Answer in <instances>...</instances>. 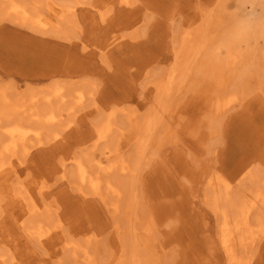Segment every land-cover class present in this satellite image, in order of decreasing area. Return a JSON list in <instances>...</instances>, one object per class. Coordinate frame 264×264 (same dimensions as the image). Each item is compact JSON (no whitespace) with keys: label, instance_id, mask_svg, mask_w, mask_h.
<instances>
[{"label":"rangeland","instance_id":"1","mask_svg":"<svg viewBox=\"0 0 264 264\" xmlns=\"http://www.w3.org/2000/svg\"><path fill=\"white\" fill-rule=\"evenodd\" d=\"M127 1L53 0V5L65 13L75 8V16L68 15L61 31L56 26L31 28L0 13L1 90L19 106L30 104L33 95L43 98L56 87L64 92L50 102L45 99L31 105L29 111H21V117L12 111L10 117L1 120V140L7 136L4 126L17 121L41 134L29 133V153L13 157L14 167L0 174V264H75L80 258L79 264H87L85 251L81 257L73 256L79 251L71 249L74 243L88 248L96 260L89 264H131L127 252L122 254V263L114 249L120 248V243L121 248L126 247L132 238L143 239L139 253L142 264H234L221 244V217L206 203V189L211 202H217L215 207L220 205L222 210L232 204L236 211V205L247 195L264 194V40L253 41L251 51L230 48L237 51L229 53L222 49L216 56L213 49L229 23L226 10L237 7L235 0ZM26 2L41 5L40 11L53 23L57 19L44 5L45 0ZM207 27L211 34L200 37L204 33L197 30L205 32ZM187 30L194 35L193 44L205 42L202 53L187 52ZM208 52L214 53L210 54L213 57ZM206 55L220 67L225 65L220 77L215 73L204 76L206 72L200 67ZM232 58L238 62L233 63ZM221 79L227 82L221 85ZM79 92L85 93L82 103ZM230 94L236 97L229 102L231 107L215 112V104L228 101ZM17 97L22 99L14 101ZM34 110L44 118L55 113L57 120L52 124L35 121L30 114ZM108 120L111 127L104 140L100 135ZM147 120L158 122L153 136L138 133L139 124ZM140 138H145L144 143H138ZM107 149L113 151L112 156L105 155ZM116 160H124L132 173L123 177L101 173L102 196L79 180V162L110 165ZM250 171L258 180L247 177ZM217 173L232 181L228 198H215L212 188L207 187ZM114 177L116 182L119 178L129 182L127 196L137 201L139 219L133 233L131 211L125 203L119 211L110 212L106 206L119 199L106 189L107 181L116 183ZM228 199L234 203L228 204ZM255 212L247 226L254 231L260 218ZM233 213L236 216L239 210ZM150 214L155 223L152 230L142 225ZM35 221L43 226L41 242L30 236ZM118 225L121 239L115 229ZM242 228L245 232V226ZM263 239L236 245L245 263L254 260L253 264H264L260 256H264Z\"/></svg>","mask_w":264,"mask_h":264},{"label":"bare ground","instance_id":"2","mask_svg":"<svg viewBox=\"0 0 264 264\" xmlns=\"http://www.w3.org/2000/svg\"><path fill=\"white\" fill-rule=\"evenodd\" d=\"M40 1V0H39ZM53 0H45V6H47L48 8H50L51 10H53L54 11V14H55V16H58L57 17V19L55 20V22L53 23V21H52V19L51 18H48V17H45V15L42 13V11H40V9H39V7L38 6H41V5H39L38 3H36L35 2V4H34V6H31L29 3H27L26 2V0L25 1H19V0H0V13H2V16H4V17H6V18H9V19H11L12 21H14V22H16V23H21V24H23V25H25V26H28V27H31V28H42V29H45V28H50V27H54V26H56L57 28V30H59V31H61L62 29H63V24L65 23V22H68L69 20H67V19H69L68 17V15L70 14L72 17L73 16H75V8H73V7H71L72 9L70 10V8H68L69 10H68V13H65V12H63V10L61 9H58L57 7H55L54 5H53V2H52ZM122 2H125V1H127V0H121ZM127 2H129V0L127 1ZM39 3H41V2H39ZM59 4H60V2H59ZM231 6H233L232 5V3H231ZM211 11V10H210ZM187 12V11H186ZM215 12H217V11H215ZM219 12V11H218ZM207 13V12H206ZM225 13V12H224ZM227 14V13H226ZM204 15H205V13H204ZM209 15V14H208ZM70 16V17H71ZM192 16V15H191ZM216 16V15H215ZM221 16H222V14H221ZM228 16V15H227ZM211 18V17H210ZM222 18H223V16H222ZM197 18H195V20H196ZM194 20V19H193ZM208 20V19H207ZM56 21H58V24L56 25L55 23H56ZM211 21V20H210ZM214 21V20H213ZM70 22H71V20H70ZM187 22H188V20H187ZM200 22V21H199ZM206 22V21H205ZM216 22H218V21H216ZM220 22V21H219ZM218 22V23H219ZM207 23H208V21H207ZM211 23V22H210ZM71 24H72V22H71ZM225 24V23H224ZM68 25H70V23H68ZM197 25V24H196ZM195 25V26H196ZM203 25H204V23H203ZM211 25V24H210ZM187 26V25H186ZM198 26V25H197ZM205 26V25H204ZM199 27V26H198ZM203 27V26H202ZM215 27V26H214ZM189 28H190V25H189ZM211 28V27H210ZM213 28V27H212ZM192 29V28H191ZM205 32H201V29L199 30H197V33H204V34H202V35H199L200 37L201 36H207V35H210L211 34V31L209 30V27H207L205 30H204ZM210 31V32H209ZM185 32H186V30H185ZM209 32V33H208ZM193 37H194V35L191 33V32H189L188 30H187V34H186V36H185V38H184V42H185V44H187L186 45V50H187V52H195L196 54H198V53H202L203 51L201 50V49H203L204 50V46H205V42L203 43V41L201 42V43H199V42H197L196 44H193L194 42H192V39H193ZM203 38V37H202ZM206 38V37H205ZM213 39H215V38H213ZM195 40V39H194ZM203 40V39H202ZM259 42V41H258ZM199 43V44H198ZM216 44H218V43H216ZM259 44V43H258ZM257 44V45H258ZM191 45V46H190ZM262 46V45H261ZM215 48V47H214ZM183 50V49H182ZM214 50V49H213ZM228 50V52L229 53H233V52H235V51H237V50H234L233 52H231L230 50V48L229 49H227ZM254 51V50H253ZM242 53V52H241ZM205 54V53H204ZM208 54H209V56L210 57H213V56H211L212 54L214 55V53H211V52H208ZM211 54V55H210ZM208 56V57H209ZM217 56V55H216ZM197 57V56H196ZM205 58V61H204V59H203V62L204 63H200L201 64V70H204V72H206V73H204L205 75L204 76H209V73H215V75H217L218 77H220V71H221V67H225V65H223V66H221L220 67V65L221 64H218V63H216L215 61H212V60H209V59H207L208 57H207V55L206 56H204ZM207 57V58H206ZM209 57V58H210ZM215 57V56H214ZM217 57H219V56H217ZM242 57V56H241ZM200 59V58H199ZM233 59V58H232ZM263 59V58H262ZM220 60V59H219ZM227 60V59H226ZM226 60H224L225 62H227ZM230 60V59H229ZM241 60H242V58H241ZM199 61V60H198ZM231 61V60H230ZM233 63L234 62H238V59H236V58H234L233 60ZM224 62V63H225ZM229 62V61H228ZM236 62V63H237ZM243 62V61H242ZM235 63V64H236ZM230 64H231V62H230ZM229 64V65H230ZM175 65V64H174ZM183 65V64H182ZM188 66V65H187ZM232 66V65H231ZM238 66V65H237ZM246 67V66H245ZM236 68V67H235ZM234 69V68H233ZM236 71V70H235ZM174 72V68H173V71H172V73ZM176 73V72H175ZM179 73V72H178ZM232 73V72H231ZM257 73V72H256ZM201 74V73H200ZM173 75V74H172ZM186 75V74H185ZM171 76V75H170ZM203 76V75H202ZM201 76V79L203 78ZM214 76V75H213ZM237 77H238V75H237ZM169 78V77H168ZM185 78V77H184ZM204 79V78H203ZM220 79V78H219ZM235 79V78H234ZM169 80V79H168ZM187 80V79H186ZM222 80V79H221ZM223 81V83H220V82H216L217 84H221V85H223L224 84V82H225V79H223L222 80ZM227 82V81H226ZM225 82V83H226ZM244 82V81H243ZM168 83V82H167ZM197 83V82H196ZM252 83H253V81H252ZM163 84H164V82H163ZM162 84V85H163ZM166 84V83H165ZM161 85V86H162ZM55 86V85H54ZM208 86V85H207ZM226 87L228 86V84L227 85H225ZM163 87V86H162ZM222 87V86H221ZM225 87V88H226ZM231 87V86H230ZM205 88V87H204ZM34 89V88H33ZM216 89H218V87H216ZM157 90V89H156ZM168 90H170L169 88H168ZM220 90V89H219ZM225 90V89H224ZM204 91V90H203ZM230 91V90H229ZM72 92V91H71ZM211 92V91H210ZM64 92L61 90V88H59V87H56V88H54L53 89V91L52 92H49V93H45L44 95H43V98L42 97H38V94H36V95H33L32 97H30V104H26L25 102H24V104H20V106H19V104H16L15 102H13V99L9 96V94L6 92V91H4L3 89L1 90V88H0V126H1V120L2 119H4L5 120V118L6 117H10L11 116V113H12V111H14V112H16L17 113V115L19 116V117H21V111H22V113L23 112H26V111H29L28 109H31L32 107H31V105H33V104H38L40 101H42V100H47V101H49L50 102V98H52L53 96H62V94H63ZM170 93V92H169ZM90 94V93H89ZM80 97H79V99H78V101L80 102V103H82L83 101H84V98H85V93L84 92H79V94H78ZM77 95V96H78ZM169 95V94H168ZM167 95V96H168ZM204 95V94H203ZM206 95V94H205ZM22 96V95H21ZM207 96V95H206ZM230 96H231V98H228V101H221L222 103H218V102H216V103H218V104H215L216 105V111L215 112H223L224 111V109L226 110V109H229V107H231L230 105H228L229 104V102H232L233 103V101H235V99H236V97L234 96V95H232V94H230ZM23 97V96H22ZM169 97V96H168ZM78 98V97H77ZM171 98V97H170ZM22 98H20V97H17V99L16 100H14V101H19V100H21ZM24 99V98H23ZM165 100V99H164ZM223 100H225V99H223ZM217 101V100H216ZM219 101V100H218ZM64 102V101H63ZM162 102V101H161ZM28 103V102H27ZM43 103V102H42ZM39 105V104H38ZM186 105H187V103H186ZM225 105V106H224ZM177 107V106H176ZM180 107V106H179ZM179 107H178V109H179ZM161 108H162V106H161ZM43 109V108H42ZM41 109V110H42ZM47 109H50V108H48L47 107ZM167 109H169V107L167 108ZM33 110V109H32ZM35 110H37L36 108H35ZM33 111L32 113L30 112V114H33L35 117H36V120L35 121H44L45 123H47V124H52V123H55V121L57 120L55 117V113H52V114H50V115H48L46 118H44L43 116L44 115H42V114H44V113H41V115L42 116H40V115H38L37 113H35L36 111ZM56 110V109H55ZM72 111V110H71ZM168 111V110H167ZM13 112V113H14ZM42 112H43V110H42ZM47 112H48V110H47ZM40 113V112H39ZM49 113V112H48ZM111 113V112H110ZM177 113V112H176ZM176 113H174V114H176ZM59 114V113H58ZM57 114V115H58ZM131 114V113H130ZM220 114V113H219ZM14 115V114H13ZM23 115V114H22ZM181 115V114H180ZM184 115V114H183ZM221 115V114H220ZM131 116H132V114H131ZM151 116V115H150ZM172 116V115H171ZM14 117H15V115H14ZM173 117V116H172ZM17 118V117H16ZM22 119V118H21ZM43 119V120H42ZM61 119V118H60ZM133 119V118H132ZM152 120V119H151ZM61 121V120H60ZM59 122V121H58ZM57 122V123H58ZM106 123V122H105ZM204 124V123H203ZM205 124H207V123H205ZM213 124H215V123H213ZM32 125V124H31ZM171 126V125H170ZM47 127H49V126H47ZM47 127L45 128V130L47 129ZM110 127H111V123H110V120H108V123H106L105 125H104V127H103V130L101 131V135H100V138L101 139H106V136L108 135V133H109V131H110ZM156 127H158V122H157V120L156 121H153V122H151V121H143V122H141L140 124H139V126L137 127L138 128V133L139 134H147V136H153L154 135V133L155 132H153V131H155L156 130ZM203 127V126H202ZM201 127V128H202ZM205 127V126H204ZM168 130H169V128H167ZM4 131H5V134L7 135L6 136V139L4 138V140H1L0 139V174H2L3 172H7L8 170H10V169H12L13 167H14V163H13V161H12V158L13 157H18L19 156V154H22V155H24V156H26L28 153H29V151H28V147H29V144L27 143V137H28V135H30L29 133H31V132H34L35 134H37V135H40L41 134V131L39 130V131H36L37 129H31L30 127L28 128V127H24V124L22 123V121H17V123H15V124H13V125H6V126H4V129H3ZM53 131V130H52ZM197 131V130H196ZM201 131V130H200ZM215 131V130H214ZM135 132V131H134ZM171 132V131H170ZM173 132V131H172ZM195 132V131H194ZM43 133V132H42ZM56 133V132H55ZM189 133H191L190 131H189ZM200 133V132H199ZM45 134V133H44ZM131 134V133H130ZM167 134H168V132L166 133V136H167ZM192 134V133H191ZM169 135V134H168ZM171 135V134H170ZM190 135V134H189ZM208 135V134H207ZM32 136V135H31ZM30 136V137H31ZM131 136V135H130ZM33 137V136H32ZM41 137V136H40ZM58 137V136H57ZM125 137H126V135H125ZM125 137H123V139H125ZM134 137V136H133ZM198 138H199V136H197ZM202 137H204V135L202 136ZM34 138V137H33ZM35 138H37V137H35ZM130 138V137H129ZM194 138V137H193ZM121 139H122V137H121ZM169 139V138H168ZM197 139V138H196ZM207 139V138H206ZM53 140V139H52ZM120 140V139H119ZM144 140H145V138H140L139 139V144H140V142H142V143H144ZM149 140V139H148ZM148 140H146V142L148 141ZM151 140V139H150ZM171 140V139H170ZM201 140H202V138H201ZM123 142V141H122ZM202 142V141H201ZM28 145H27V144ZM30 143V142H29ZM150 143V142H149ZM203 143H206V142H203ZM26 145H27V147H26ZM123 145H125V144H123ZM143 145V144H142ZM141 145V146H142ZM201 145H202V143H201ZM204 145V144H203ZM206 146V145H205ZM21 147V148H20ZM123 147H125V146H123ZM30 148V147H29ZM118 148V147H117ZM117 150V149H116ZM146 151V150H145ZM88 152V151H87ZM112 153H113V151L110 149V150H108L107 149V151H105V155L106 154H108V155H111L112 156ZM194 153V152H193ZM142 154V153H141ZM140 156V155H139ZM93 157V156H92ZM18 159V158H17ZM90 159V158H89ZM93 161H94V157H93ZM95 161H96V159H95ZM129 163V162H128ZM23 164H24V162H23ZM76 164V163H75ZM79 164V166L78 165H76V166H78L79 168H78V170H77V173H78V175H79V180H81V183L84 185V184H86V185H89L91 188H93L94 189V191L95 192H97L98 194H100V196H102V181H101V173H109L110 175L112 174V173H114L115 174V176H116V174H117V176L118 177H120V176H122L123 177V175L124 174H129V173H132L131 172V170H132V167L131 166H129L126 162H124V160H116V163H113V164H110V165H105L103 162H98L97 161V163H94L93 164V162H90V165H84V164H82L81 162H79L78 163ZM20 166H22V165H20ZM90 169H92V170H96L94 173H92L91 171H90ZM249 170H251V169H249ZM14 171V170H13ZM103 171V172H102ZM262 171V170H261ZM98 172V173H97ZM253 173V174H252ZM256 173V172H255ZM108 174V175H109ZM4 175V174H3ZM109 175V176H110ZM258 175V174H257ZM255 175H254V171L252 172V171H250V172H248V174H247V177L248 178H250V179H253V180H258V179H255V177H254ZM263 178V177H262ZM113 180H115V177L113 178ZM34 181H35V179H34ZM114 182H116V180L114 181ZM232 182V181H231ZM230 181H228V180H226L225 179V176L223 175V174H220V173H217L216 175H214L212 178H210L209 179V182H208V184H207V187H211L212 188V190L211 191H213V193H214V195H215V198H216V196H217V198L220 200L221 199V197L223 198H225V196H226V198H228V195H227V192L228 191H233V190H231L232 189V183H231ZM250 182H252V180H250ZM257 183H259L258 181H256ZM128 181H126V179L125 178H122V179H120L119 178V180L116 182V183H113V182H111V181H107V193H109L110 195H112V196H117V197H119V199H117L115 202H113V203H107V205L106 206H108L107 208H108V210L110 211V212H112L113 210L114 211H119V209H120V207H121V205H122V203H125V206H126V208L129 210V211H131V213H130V230L132 231V233L134 232V231H137V228L135 227V224L138 222V213H137V210L135 209L136 207H137V205L138 204H136L137 203V201L133 198H128V197H130L129 195L127 196V194H129V192H130V186L128 185ZM20 184V183H19ZM116 184H118V185H116ZM261 184V183H260ZM44 186V185H43ZM42 186V187H43ZM122 186V188H125V190H123V189H121L120 187ZM233 186H234V184H233ZM253 186V185H252ZM260 186V185H259ZM19 187V186H18ZM41 187V186H40ZM256 185H255V188H254V190H256ZM24 187H23V184H22V189H23ZM44 188V187H43ZM252 188V189H253ZM260 188V187H259ZM90 189V188H89ZM17 190V189H16ZM42 191V190H41ZM79 191H81V189L79 190ZM126 193H125V192ZM82 192H83V190H82ZM93 192V191H92ZM21 193V192H20ZM88 193V192H87ZM206 193H207V195H206V203L207 204H209V206L210 205H212V206H214V211H216L217 212V214H218V216H219V218L221 217V223H220V229H221V244H222V246H223V249L225 250V253H226V255H228V258L230 259V261L232 262V263H234V264H253L252 262L254 261V260H252V261H249L248 263H245L244 261L245 260H243V254L242 255H239L238 253H237V250H236V245L238 244V243H242V242H249L250 244H253L255 241H258L259 239H263V237H264V216L263 215H260V214H262L263 212H262V210L264 211V194H263V192L262 191H260V192H258V193H251V195H247L248 196V198H246V199H244L240 204H238V205H236V211L238 212V210H239V213H238V215H236L235 216V209H233V208H235V206L233 207L232 206V204L231 203H234V202H232V201H230V200H232V199H228V204H231V207H233V208H229V207H224V205H225V203H224V205H223V207H224V209L222 210V209H220V205H219V207L217 208V207H215V205H217V202H211V200H210V196H211V194H210V192H209V189L207 188L206 189ZM222 193H224V194H222ZM82 194V193H81ZM93 194V193H92ZM136 194V193H135ZM246 194H247V192H246ZM130 195H131V193H130ZM213 195V194H212ZM231 195H233V192L231 193ZM244 195V194H243ZM31 196V195H30ZM30 196H29V198H30ZM93 196H95V195H93ZM120 196H123V197H121L120 198ZM127 197V199H126V201L127 202H123V201H120L121 199L123 200L124 199V197ZM235 196V195H234ZM106 198V196L104 195L102 198ZM230 197V196H229ZM239 197V196H238ZM33 198V197H32ZM138 198V197H137ZM212 198H213V196H212ZM230 198H232V196L230 197ZM129 199V200H128ZM240 199V198H239ZM25 200V199H24ZM23 200V201H24ZM131 200H135L134 202H135V204L134 205H130V202H131ZM225 200H227V199H225ZM224 200V201H225ZM235 199H233V201H234ZM30 201V200H29ZM139 201V200H138ZM223 201V202H224ZM31 202V201H30ZM37 202V201H36ZM219 202L220 201H218V204H219ZM139 203V202H138ZM227 203V202H226ZM31 204V203H30ZM131 204H133V203H131ZM263 205V206H262ZM40 206V205H39ZM229 206V205H228ZM263 208H262V207ZM132 207V208H131ZM134 207V208H133ZM45 208V207H44ZM26 209H28V207L26 208ZM33 209V208H32ZM49 210V209H48ZM26 211V210H25ZM33 212H35V213H37V212H39L38 211V209H33L32 210ZM42 211V210H41ZM253 211V212H252ZM255 211H257V213H258V216L260 217L259 219L258 218H256V219H258L256 222H257V224H256V227L255 228H257L256 229V231H254V230H252L250 227H247L248 225H250L249 224V222H248V220L250 221V219L249 218H251L250 217V214L251 213H254ZM258 211H260V213L258 212ZM234 212V213H233ZM32 213V212H31ZM116 213V212H115ZM232 213L234 214V216L232 215ZM56 214V213H55ZM117 214V213H116ZM34 214H32V216H33ZM42 215V214H41ZM254 216L256 215L257 216V214H256V212H255V214H253ZM149 216V215H148ZM150 216H151V214H150ZM252 216V215H251ZM30 217H31V215H30ZM42 218V217H41ZM45 218V217H44ZM60 218V217H59ZM255 218V217H254ZM16 219V218H15ZM24 219V218H23ZM22 219V220H23ZM47 221V220H46ZM58 221H59V219H58ZM153 221V217L151 216L150 218H148L147 220H146V222H144V223H142V225L143 224H145V226H144V228L146 227V229L148 228V230H152V228L155 226L154 224L155 223H153L152 222ZM36 222V221H35ZM21 223H23V222H21ZM34 223V222H33ZM33 223H31V224H33ZM27 224V223H26ZM51 224H52V222H51ZM29 225V224H28ZM54 225V224H53ZM64 225V224H63ZM26 226V225H25ZM243 226H245V232H243ZM31 227V226H30ZM41 227H43L42 226V223H41V221H37L35 224H34V226H33V228L32 229H30L29 230V232H30V236L31 237H34V238H37V240L39 241V242H41V240H43V234L44 233H42V231L40 230V228ZM59 227V226H58ZM48 229H49V227H47ZM60 228V227H59ZM27 229V228H26ZM58 229V228H57ZM80 229V228H79ZM86 229V228H85ZM88 229H90V228H88ZM116 230H117V234L119 235V233H120V228H119V225L115 228ZM154 229V228H153ZM52 230H54V229H52ZM60 232L62 231V229L61 230H59ZM75 231V230H74ZM83 231V230H82ZM28 232V233H29ZM64 232V231H63ZM86 232V231H85ZM148 232V231H147ZM146 232V233H147ZM75 233V232H74ZM79 233H81V232H79ZM66 234V233H65ZM64 235V234H63ZM73 235V234H72ZM117 235V236H118ZM65 236V235H64ZM63 236V237H64ZM79 236V235H78ZM88 236V235H87ZM90 236V235H89ZM92 236V235H91ZM90 236V238L92 239L93 237H91ZM117 236H115L116 238H117ZM120 236V238L119 239H121V235H119ZM67 237V236H66ZM65 237V238H66ZM140 237V236H139ZM53 238V237H52ZM48 239V238H47ZM119 239H117V240H119ZM49 240V239H48ZM68 240H69V237H68ZM143 239H139V238H135V239H131V241L130 242H127V246L125 247V246H123V248H121V243L119 244V246H120V248H116V249H114L116 252H115V254L117 255V260H118V258H120L119 260H121L120 262H122L123 260V258H121V257H123V256H125L126 255V253L125 252H127L128 254V256H129V259H130V261H131V264H142V259H141V255L139 254L140 253V248L141 247H143V241H142ZM264 240V239H263ZM28 241H30V239L28 240ZM87 241V240H86ZM120 241V240H119ZM32 242L33 241H31V244H32ZM90 242V241H89ZM88 242V243H89ZM56 243V242H55ZM86 244V243H85ZM29 245V244H28ZM35 246H36V244H34ZM73 245V244H72ZM252 246V245H251ZM31 247H32V245H31ZM41 247V246H40ZM51 247V246H50ZM29 248V247H28ZM27 248V249H28ZM44 248V247H43ZM58 248V247H57ZM264 248V247H263ZM38 249V248H37ZM70 249V248H69ZM71 249H78L79 251H81V252H79V251H77V250H75L76 251V253L77 252H79L80 253V255L77 253H75V254H73V256L75 255V258L77 257V255H78V257L80 256L81 257V253H82V251H83V253H84V251H85V256H86V258L84 259V261L87 263V264H89V263H95V261L96 260H94V258L91 256V255H89L88 254V248L85 246V247H82V246H80L79 244H77V243H74V245L73 246H71ZM70 249V250H71ZM6 250V249H5ZM42 250V249H41ZM50 250V249H49ZM57 250V249H56ZM62 250V249H61ZM60 251V250H59ZM113 251V250H112ZM263 251V250H262ZM29 252V251H28ZM39 252V251H38ZM13 253V252H12ZM35 253V252H34ZM54 253V252H53ZM1 254H3V252L1 253ZM36 254V253H35ZM43 254H45V253H43ZM51 254V253H50ZM63 254V253H62ZM112 254V253H111ZM122 254H123V256H122ZM13 255V254H12ZM26 255V254H25ZM40 256V255H39ZM44 256V255H43ZM84 256V255H83ZM252 255H250V257H251ZM261 257H264L263 255H260ZM37 257V256H36ZM56 257V256H55ZM65 257V256H64ZM1 258H2V255H1ZM22 258V257H21ZM20 258V259H21ZM33 258V257H32ZM35 258V257H34ZM47 258H48V256H47ZM53 258V257H52ZM17 259V258H16ZM29 259H30V257H29ZM29 259H28V263H30L29 262ZM115 259V260H116ZM254 259V258H253ZM23 260V259H22ZM49 260H50V258H49ZM81 258L80 259H78V261H75V264H79L81 261ZM251 260V259H250ZM32 261V260H31ZM48 261V260H47ZM128 261V260H127ZM19 262H21V260L19 261ZM19 262H17V263H19ZM256 262V261H255ZM11 263V262H10ZM37 263V262H36ZM43 263V262H42ZM50 263V262H49ZM123 263V262H122ZM1 264H2V261H1ZM39 264H40V262H39ZM106 264H108V263H106ZM116 264V263H115ZM126 264H127V262H126ZM257 264V263H256ZM260 264V263H259Z\"/></svg>","mask_w":264,"mask_h":264},{"label":"clouds","instance_id":"3","mask_svg":"<svg viewBox=\"0 0 264 264\" xmlns=\"http://www.w3.org/2000/svg\"><path fill=\"white\" fill-rule=\"evenodd\" d=\"M237 7L226 10L229 23L220 43L213 50L237 48L252 50V42L264 40V0H235Z\"/></svg>","mask_w":264,"mask_h":264}]
</instances>
